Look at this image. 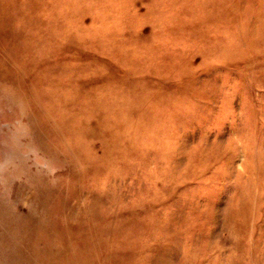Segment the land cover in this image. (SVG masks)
Instances as JSON below:
<instances>
[{
	"label": "rangeland",
	"instance_id": "1",
	"mask_svg": "<svg viewBox=\"0 0 264 264\" xmlns=\"http://www.w3.org/2000/svg\"><path fill=\"white\" fill-rule=\"evenodd\" d=\"M0 264H264V0H0Z\"/></svg>",
	"mask_w": 264,
	"mask_h": 264
}]
</instances>
